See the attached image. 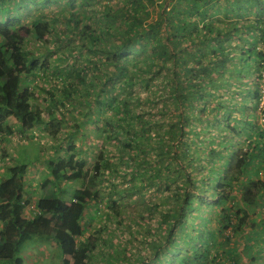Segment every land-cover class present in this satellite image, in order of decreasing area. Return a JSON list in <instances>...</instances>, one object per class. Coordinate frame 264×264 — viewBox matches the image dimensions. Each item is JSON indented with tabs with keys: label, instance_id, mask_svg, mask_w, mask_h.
Masks as SVG:
<instances>
[{
	"label": "trees",
	"instance_id": "trees-1",
	"mask_svg": "<svg viewBox=\"0 0 264 264\" xmlns=\"http://www.w3.org/2000/svg\"><path fill=\"white\" fill-rule=\"evenodd\" d=\"M31 1L37 0H0V135L4 134V139L13 132L14 125H19L24 132L37 125L46 128L50 125L54 133L60 128L62 117L55 116L52 106L64 103V97L73 98V94L81 90L80 84L84 87L92 82L85 77L80 65L68 61L63 65L57 63L53 70L56 69L61 82L72 79L61 88L64 96L47 89L52 99V105L47 108V120L34 105L33 91L28 84H22L26 81L23 75L34 77L36 69L43 67L45 62L36 58L20 35L31 34L45 41L46 33L54 31L50 19L55 20L57 15L52 10L46 16H31L29 22L22 23L20 15L26 12ZM65 1L69 7L64 9L62 16L72 22L74 36L85 40L88 53L99 56L98 60L85 56V61L92 62L95 69L103 73L101 78L96 75L99 91L90 96L85 89L82 98L94 101L99 111L108 114V124L112 121L114 133L122 143L117 154L120 156L127 151L134 171L141 169L148 174L144 173L145 179L158 177L151 166L155 163L151 160L153 148L157 159L167 158V164H173L179 171L184 172L190 166L186 171L190 188H186L188 183L183 184V192L175 194L181 200L179 207L173 205L161 213L160 220L168 232L162 246L167 252L163 264H206L208 261L211 264H264V253L256 249L249 253L250 256L244 255L245 261H241L242 250L237 254L231 243L233 235L222 234V228L233 224L244 229L251 218L250 205L257 200L264 202V126L247 120L246 131L252 139L246 148L235 152H228L226 137L221 136L208 151L217 159L212 156L206 165L199 167L193 164L202 157L190 151L188 144L192 135L203 131L189 125L195 115L203 119L206 126L230 118L226 112L222 114L226 111L224 102L209 98L215 89L224 88L227 79L222 76L237 73L243 83L262 78L264 47L259 43L264 45V0H164V6L153 10L154 13H150L146 5L153 8L155 0H123L92 8L91 14L72 7L73 0ZM65 30L62 28V33ZM234 36L247 42L241 45L238 54L231 44ZM219 73L221 78L214 77ZM158 74L165 75L164 88L152 92L157 93L156 98L161 103L146 109L140 107L142 100L145 103L153 98L136 95L131 87L135 81L148 85ZM125 86L130 87L129 98L120 96L115 90ZM243 91L251 95L256 108L262 94L257 86L248 84ZM211 102L214 104L210 105ZM234 103L236 106L237 102ZM92 105L85 108V117L77 122V128L84 125L91 111L96 110ZM249 105L244 101L246 109ZM196 110L201 115L195 114ZM244 116L231 119L238 123L245 119ZM164 123H168L170 129L166 130ZM232 129L236 130L234 126ZM165 130L167 135H164ZM178 137L175 143L174 138ZM79 151L72 145L67 155L44 160L47 172L42 182L51 185L52 195L36 196L34 188L26 187L25 162L6 168L10 173L0 181V264L22 263L23 257L18 252L23 242L34 234L53 239L51 245L55 248L57 244L61 250L60 264L86 263L98 239V234L87 231L91 223L88 212L91 205L94 210L99 209L104 191L98 181L102 171L98 168L90 172L86 168V157ZM120 157L124 161L123 156ZM110 163L106 159L98 166L102 164L113 173L115 168ZM72 180H80L72 191L61 185V181ZM197 180L204 183L202 189L196 186ZM129 190L131 186L124 193ZM84 191L89 193L88 199L83 197ZM67 192H70V199L65 197ZM29 200L33 201L32 214H23ZM207 204L215 209L222 227L218 224L206 227L209 218H203L204 227L195 232L200 239L193 241V236L187 232L188 247L180 253L174 248L178 245L174 238L176 231L186 224L188 212ZM191 223L197 228L194 219ZM160 245L154 243V257L142 260L141 264H156L162 256Z\"/></svg>",
	"mask_w": 264,
	"mask_h": 264
},
{
	"label": "rangeland",
	"instance_id": "rangeland-1",
	"mask_svg": "<svg viewBox=\"0 0 264 264\" xmlns=\"http://www.w3.org/2000/svg\"><path fill=\"white\" fill-rule=\"evenodd\" d=\"M111 1L122 3L123 0H73L72 7L86 14H91L92 8L105 7V3ZM146 6L149 12L152 13L153 10L155 12L164 6V0H155L153 8L148 4ZM67 7L69 5L65 0L31 1L26 12L20 15L22 23L29 22L31 16H46L52 10H55L57 15L55 20L50 19L54 31L51 30L46 33L45 41H39L31 34L23 33L20 35L24 45L34 53L36 58H39L41 62H45L43 67L36 69L34 77L23 75L26 81L22 84H28L33 91L34 105L42 111V115L47 120L49 117L47 108L52 105L51 95L47 89L52 90L57 96H64L61 88L66 82L72 80L65 79L61 82L56 69L53 70L55 64L63 65L67 61L70 63L74 62V64L82 67L85 77L90 78L92 82H87L84 87V84L81 85L79 83L81 90H78L75 93L76 95L73 94V98L67 100L64 97V103L57 102L56 106H52L55 116L59 119L62 117L60 128L54 133L50 131L52 129L50 125L48 128L37 125L26 132L21 131L19 125H14L13 132L7 134L6 139H4V134L0 135V181L9 175L10 172L6 169L7 167L25 162L26 172L24 180L26 187L34 188L36 196L52 195L53 188L51 185H45L42 182V177L47 172L44 160L51 156L67 155L68 152L72 151V145H74L86 157V168L90 172H94L98 168L102 171L98 176V181L104 191V197L99 202V209L94 210L91 205L93 203L90 204L91 209L88 215L91 217V223L87 231L94 232L99 237L97 236L96 246L85 264H141L142 260H149L154 257V243L161 244L159 249H163L162 246L166 242L168 232L165 223L160 220L161 213L166 208L173 207V205L179 207L181 200L180 197H175V194L183 192V184L188 183L186 188H190L189 180L186 177V171L190 170V166L184 169V172L182 170L179 171L173 167V164H167V158L157 159V153H153L154 148L152 146L151 160L155 163L151 166H154V172H158V177L145 179L143 176L148 174L141 169L134 171L127 151L121 153L120 156H123L124 161L121 160V157L117 154L122 144L121 139L116 137L115 129L112 128V121L108 124L109 118L106 116L108 114L99 111V105L94 101L90 102L88 98H82L85 96L83 93L85 89H88V95L90 96H94L99 91V82L96 75L101 78L103 73L96 70L92 62L85 61V56L89 55L95 60H98L99 56L95 53H88L84 45L85 40L74 36L75 32L72 22H68L62 16L64 9ZM64 27L66 30L62 33L61 29ZM255 35L258 36L259 32L256 31ZM232 41L233 43L231 44L235 46V54L240 52L241 45L247 43L240 36H234ZM234 42L237 44H234ZM259 44L264 47L262 43ZM237 75V73H231L229 76H222L220 73L214 74V77L221 78L220 76H222L227 81L224 84V88L215 89L212 92V96L209 97L211 100L224 102L223 108L226 111L222 114L226 112V115L230 116V118L222 123L209 126L205 125L203 119H198L197 115L191 119L190 126L198 130L203 129L200 133L196 132L194 136L192 135L193 138L188 142L190 151L202 157L194 161L193 165L196 167L206 165L212 156L213 159L216 158L215 154L208 153L209 146L217 144L221 136L226 137L228 152L246 148L248 146L247 143L252 139L246 131V127L249 126L247 120L252 119L258 126H264V73L262 78L258 79L259 81L256 82L253 79L254 81L245 83ZM157 79L159 80L157 81ZM164 79L165 75L158 74L148 85L145 82L135 81L136 83L131 88L134 89L136 95H140L143 98H153L145 103L142 100L139 104L140 107L146 109L150 106H158L161 103L158 97L156 98L157 93L152 91L162 90L164 88ZM248 84L254 87L257 86V89L262 93L260 103L256 108L250 98L251 95L245 94L246 92L243 91L244 86ZM129 89L130 87L128 86L115 88L120 96L125 95L128 98ZM169 98L171 97L169 96ZM244 101L250 104L249 108L246 109L244 107ZM234 102H237L236 106ZM89 104H93L92 106L96 110L91 111L88 118L85 119L84 125L77 128L76 124L85 117L84 110ZM213 104L214 102H211L210 105ZM249 112L256 115H250ZM196 113L201 115L198 110L195 111ZM243 115H245V119H240L241 121L238 123L231 119L233 116L239 117ZM163 126L166 130L170 129L168 123H164ZM232 126L236 130L232 129ZM166 130L164 135H167ZM84 133H87V135H84ZM178 140L179 137L174 138L175 143ZM226 148L224 151H226ZM106 159H109L111 167L115 168L113 173H109V168L102 164L98 166L99 163ZM157 160H159L158 163H156ZM192 174H194V171ZM79 183L80 180L61 181V185L67 187L69 191H72ZM113 184H115V187ZM195 184L199 189H202L204 185L200 180H197ZM129 186H131V190L124 193V190ZM65 197L70 199V192H67ZM83 197L88 199L89 193L84 191ZM242 197H245V195H242ZM31 202L33 201H27L25 207V212L28 214H32ZM90 202H94V200ZM258 203L259 200L250 205V210H252L251 218L246 222L244 229L237 228L236 224L226 229L222 228V234L229 233L233 235L231 243H233L234 249L237 250V254L239 250H242L240 260L243 262L245 261L243 259L244 255H249L253 249L258 250L261 254L262 252L264 253V215H262L264 202L260 201ZM257 208L261 209L258 212H254L253 210ZM187 214L186 224L178 229L174 236L175 242L178 244L174 248L177 251L180 250V253L188 247L187 241L189 237L187 232L193 236V241H195L194 239H200V237L195 236V232L199 227H204V223L202 224L203 218H209L206 227H210L212 224H218L220 228L222 227L212 205H202L201 208L194 209ZM192 219H194L197 228H194L191 223ZM252 229L254 232H250ZM49 239L41 238L37 234L27 238L18 252L23 257V261L20 264H60L61 250L57 244L54 248L51 245L53 239ZM137 255L139 257L138 260L136 259ZM165 255H167V252L162 250L163 257L161 256L156 262L163 264ZM206 264L211 263L208 261ZM224 264L227 263L224 262Z\"/></svg>",
	"mask_w": 264,
	"mask_h": 264
},
{
	"label": "clouds",
	"instance_id": "clouds-1",
	"mask_svg": "<svg viewBox=\"0 0 264 264\" xmlns=\"http://www.w3.org/2000/svg\"><path fill=\"white\" fill-rule=\"evenodd\" d=\"M27 207H28V206H27ZM23 214H26V213H25V211H24V213H23Z\"/></svg>",
	"mask_w": 264,
	"mask_h": 264
}]
</instances>
